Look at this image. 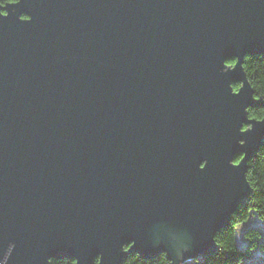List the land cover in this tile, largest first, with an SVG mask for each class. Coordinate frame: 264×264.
I'll return each mask as SVG.
<instances>
[{
    "label": "water",
    "instance_id": "obj_1",
    "mask_svg": "<svg viewBox=\"0 0 264 264\" xmlns=\"http://www.w3.org/2000/svg\"><path fill=\"white\" fill-rule=\"evenodd\" d=\"M247 55L264 0L0 4V264L217 251L264 142Z\"/></svg>",
    "mask_w": 264,
    "mask_h": 264
},
{
    "label": "trees",
    "instance_id": "obj_2",
    "mask_svg": "<svg viewBox=\"0 0 264 264\" xmlns=\"http://www.w3.org/2000/svg\"><path fill=\"white\" fill-rule=\"evenodd\" d=\"M17 0H0L1 5H6ZM229 64H235L236 59H228ZM244 67L248 78L255 90V96L263 101V105L250 108L252 118H264V58L247 55ZM240 83H235L237 90ZM242 155L235 157V162H240ZM247 177L252 187L248 202L242 205L233 214L230 226L216 234L217 251L208 257H201L187 261L185 264H252L255 256L260 254L264 259V226L252 225L251 221L264 224V142L261 149L248 160ZM245 224L243 235L246 239L245 246L239 243V228ZM129 246H127L128 248ZM52 264H75L71 259H52ZM165 253L154 259H144L139 253L130 254L122 264H170ZM95 264H98L96 259Z\"/></svg>",
    "mask_w": 264,
    "mask_h": 264
},
{
    "label": "rangeland",
    "instance_id": "obj_3",
    "mask_svg": "<svg viewBox=\"0 0 264 264\" xmlns=\"http://www.w3.org/2000/svg\"><path fill=\"white\" fill-rule=\"evenodd\" d=\"M251 224L252 225H262L264 226V224H259L258 221H251ZM244 227H245V224L241 225L240 228H239V233H238V236H239V243L241 246H245L246 244V239L243 235V230H244ZM255 260L252 262V264H264V259L261 257L260 254H257L254 258Z\"/></svg>",
    "mask_w": 264,
    "mask_h": 264
}]
</instances>
